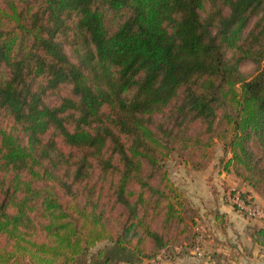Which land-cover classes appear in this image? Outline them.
Listing matches in <instances>:
<instances>
[{"label": "trees", "instance_id": "1", "mask_svg": "<svg viewBox=\"0 0 264 264\" xmlns=\"http://www.w3.org/2000/svg\"><path fill=\"white\" fill-rule=\"evenodd\" d=\"M219 141L264 199V0H0V264L188 254Z\"/></svg>", "mask_w": 264, "mask_h": 264}, {"label": "rangeland", "instance_id": "2", "mask_svg": "<svg viewBox=\"0 0 264 264\" xmlns=\"http://www.w3.org/2000/svg\"><path fill=\"white\" fill-rule=\"evenodd\" d=\"M254 68L255 65L253 63H247L243 67L245 72L249 74L253 73ZM230 156L231 154L224 148V143L219 141L212 155L211 162L204 170H196L188 167L183 164L178 157L167 161L165 164L166 170L169 172L173 181L184 192L191 207L199 211L197 214L196 224L193 225V230L198 233L199 229L201 230L204 228L205 234L213 235L214 233L219 237V240L224 238L222 235L223 232H218L215 230L214 226L216 223L214 222L213 216L207 215H211V212L214 211V204L212 203L217 197L226 200V193L229 188H227L225 179L221 177V174L223 172H227L225 169V163ZM210 237H206V240L203 242V256L195 253L193 249H190L189 251H192V253L189 252L184 256L177 257L179 258L177 262L175 259L173 260L167 258L166 256H168V253L166 256L165 253H163L155 260L142 259L135 255L132 262L114 260L111 262V264H205L206 261L209 263L210 258L213 256L212 253H209L210 251H205V242L212 238ZM105 244L106 243H99L98 247H102ZM185 244L187 245L184 247V249H182V246H179L176 247L177 249L175 248V252L187 250L189 244L184 243V245ZM95 250L96 248L93 250V252ZM221 264H223V262H221Z\"/></svg>", "mask_w": 264, "mask_h": 264}, {"label": "crops", "instance_id": "3", "mask_svg": "<svg viewBox=\"0 0 264 264\" xmlns=\"http://www.w3.org/2000/svg\"><path fill=\"white\" fill-rule=\"evenodd\" d=\"M221 177L225 179L229 190L247 192L255 203L264 207V199L233 172H223ZM212 204H214V211L207 216H213L216 223L214 228L218 232H223L224 238L219 240L214 233L207 236L212 238L210 237L211 239L205 242V251H210L213 257L210 258L209 263L206 261L205 264H221V262L223 264H264V246L255 241L250 234L255 228H264L262 221L248 218L244 213L235 209L227 198L223 200L217 197ZM215 211L223 217L217 218L213 214ZM223 218L225 221L222 220ZM178 259L176 258L175 261L177 262Z\"/></svg>", "mask_w": 264, "mask_h": 264}, {"label": "built area", "instance_id": "4", "mask_svg": "<svg viewBox=\"0 0 264 264\" xmlns=\"http://www.w3.org/2000/svg\"><path fill=\"white\" fill-rule=\"evenodd\" d=\"M227 201L232 204L235 209L244 213L250 219L260 220L264 224V207L258 205L255 202L249 200L243 195V192L240 190H228L226 193ZM197 245L193 249L195 253L203 256L204 251L202 249L203 242L206 237L209 236L205 234L204 228L199 229L198 232ZM206 236V237H205Z\"/></svg>", "mask_w": 264, "mask_h": 264}]
</instances>
